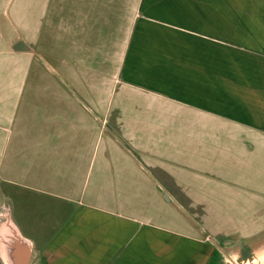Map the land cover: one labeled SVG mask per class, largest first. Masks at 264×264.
Masks as SVG:
<instances>
[{
    "label": "crops",
    "instance_id": "obj_1",
    "mask_svg": "<svg viewBox=\"0 0 264 264\" xmlns=\"http://www.w3.org/2000/svg\"><path fill=\"white\" fill-rule=\"evenodd\" d=\"M0 4V264L236 262L264 232V0Z\"/></svg>",
    "mask_w": 264,
    "mask_h": 264
},
{
    "label": "rangeland",
    "instance_id": "obj_2",
    "mask_svg": "<svg viewBox=\"0 0 264 264\" xmlns=\"http://www.w3.org/2000/svg\"><path fill=\"white\" fill-rule=\"evenodd\" d=\"M1 5L2 4H0V9H2ZM4 9H6V8H4ZM9 9H10V7L8 8V10ZM120 42L125 45V43H126L125 38H124V41L121 40ZM119 61H120V58H119ZM118 75H114L112 78H103L101 89L104 88V91H106V92L112 91L114 93H117L118 89L120 87ZM112 103H113V101H112ZM104 104H105V101H101L102 110L104 108H106ZM102 125L105 127V130H106V128H108V131L111 132L113 135H115L114 130H116V129H114L112 123L107 122V120H104V118H102ZM261 179H262V183L264 184L263 178H261ZM3 194L7 195L10 198V206H9L11 208L10 210H12V207H14V200H13V197H14L15 207L13 209L12 215L15 216L16 221H17V219L19 221V217L22 216L21 217V223L26 226L24 228V231L28 234H34L33 232H35V230H33V229L38 228L37 225L35 224L31 228L30 222H27V216H25V214L22 212L23 210H25L27 213V204L22 202L23 199H25V195L27 194V191L22 190V189H18L17 191H14L13 189L7 187L3 190ZM30 211H32V210L29 209V212ZM256 237L257 238L253 239L250 242V243H252V242L254 243L253 245H251L252 249H248L250 247V243H249V244H244V245L242 244L241 246H236L233 248H226V246H224V247L222 246V252L227 256L233 257V259L238 264H264V232L261 233V235L256 236ZM229 239L233 241V240H236L239 238L236 235H232L228 238V240ZM221 245H223V244H221ZM248 250H250V251L248 252ZM223 256H222L219 263L220 264H228L229 262L227 263V261H225V258H223Z\"/></svg>",
    "mask_w": 264,
    "mask_h": 264
},
{
    "label": "water",
    "instance_id": "obj_3",
    "mask_svg": "<svg viewBox=\"0 0 264 264\" xmlns=\"http://www.w3.org/2000/svg\"><path fill=\"white\" fill-rule=\"evenodd\" d=\"M214 244H216V242H214ZM216 245H217V244H216ZM217 246H218V245H217ZM25 258L28 259V255L25 256ZM230 264H238V263H236V262H234L232 259H230Z\"/></svg>",
    "mask_w": 264,
    "mask_h": 264
}]
</instances>
